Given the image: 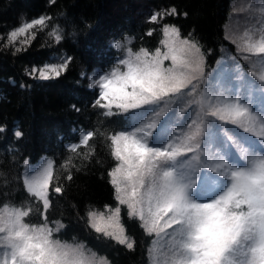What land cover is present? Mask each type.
Here are the masks:
<instances>
[{
  "label": "snow or ice",
  "instance_id": "1",
  "mask_svg": "<svg viewBox=\"0 0 264 264\" xmlns=\"http://www.w3.org/2000/svg\"><path fill=\"white\" fill-rule=\"evenodd\" d=\"M167 14L178 15L175 8ZM45 19L24 23L8 39L44 25ZM157 19L153 14L150 22ZM168 29L165 25L166 37ZM232 43L249 54L231 58L240 82L234 94L212 86L201 46L175 27L171 42L161 41L164 50L142 48L93 85L99 97L92 106L103 109L105 117L126 121L109 137L118 161L108 173L116 200L129 217H139L147 235L170 237L172 264H264V108L257 111L252 104L257 93L264 102V35ZM71 59L28 74L58 77ZM93 135L88 131L81 143ZM52 175L45 169L39 179L23 178L27 193L42 203L39 223L25 221L30 208L0 216V264H95L82 243L58 238L66 226L50 220L48 212L52 194L62 195L64 188L51 183ZM109 211L108 217L89 212L90 227L132 249L127 237L108 231L121 208Z\"/></svg>",
  "mask_w": 264,
  "mask_h": 264
},
{
  "label": "trees",
  "instance_id": "2",
  "mask_svg": "<svg viewBox=\"0 0 264 264\" xmlns=\"http://www.w3.org/2000/svg\"><path fill=\"white\" fill-rule=\"evenodd\" d=\"M232 1L0 0V207L30 208L25 221L39 223L42 203L27 193L23 178L39 179L47 169L51 183L64 188L62 195L52 194L48 212L50 220L66 226L60 240L82 243L106 264H148L156 236L147 235L139 218L119 205L108 175L117 165L109 137L126 121L105 117L103 109L92 106L99 97L92 78L107 74L126 50L161 48L165 25L201 46L209 72L224 51L236 55L225 39ZM172 8L178 15L167 14ZM153 14L156 22H150ZM40 17L46 18L44 25L8 39ZM69 57L58 77L28 74ZM88 131L93 137L81 143ZM105 205L121 208L118 221L132 249L90 227L89 212L109 209Z\"/></svg>",
  "mask_w": 264,
  "mask_h": 264
},
{
  "label": "rangeland",
  "instance_id": "3",
  "mask_svg": "<svg viewBox=\"0 0 264 264\" xmlns=\"http://www.w3.org/2000/svg\"><path fill=\"white\" fill-rule=\"evenodd\" d=\"M226 24L227 25H226L225 33L226 36L229 37L228 40L230 42H232V40H236L237 43L243 44L245 40H249L251 42L258 41L261 38V36L264 35V2L262 0H233L230 8V16ZM171 39H172V28L169 27L168 36L166 37L164 34L163 41L167 40L170 43ZM233 46L235 47V54H236L233 55V57H237V59H239V57L242 55H249L246 52L239 51L236 43H233ZM161 49L164 50L163 45ZM130 54L134 56L136 53L126 51L124 52L121 59L128 58ZM231 58H232V53H230L229 51L223 52V58L221 59V64L218 65L212 71L213 76L210 77V81L212 86L218 88L220 91H225V89H227L228 93L234 94L236 90L240 88V82L236 79L235 74L237 70L235 69L234 64L230 65L229 61L232 60ZM252 60L256 61V57L253 56ZM239 62L241 66L245 68V70L249 67V65L246 64L243 60H239ZM169 63L170 61H165V65ZM117 65L111 68L107 72V74H110L112 70L117 67ZM259 66H260L259 63L255 62V67L257 69H259ZM205 70L207 69L205 68ZM34 75H38V73ZM92 81L95 82L97 81V79L93 77ZM252 104L257 111H260L262 108H264V102H262V99L258 93L253 95ZM13 209H14L13 207H8V206L0 207V216L6 217L7 214L10 213ZM92 213H96V214L103 213L105 217L111 215L109 209H106L105 211H97ZM121 229L122 227L119 224L118 217H116L112 224V227H110L108 231L113 235H118V236L122 235L126 237L124 232L121 233ZM0 248H2V245H0ZM85 251L87 257L91 260H94L95 264H106L102 258L96 257L86 249ZM173 259L174 256L171 252L170 237L163 234L160 237H155V241L149 250L148 264H172Z\"/></svg>",
  "mask_w": 264,
  "mask_h": 264
}]
</instances>
